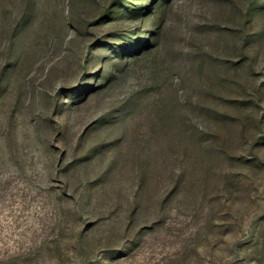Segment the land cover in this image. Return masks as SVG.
<instances>
[{"label":"rangeland","instance_id":"obj_1","mask_svg":"<svg viewBox=\"0 0 264 264\" xmlns=\"http://www.w3.org/2000/svg\"><path fill=\"white\" fill-rule=\"evenodd\" d=\"M250 1L0 0V264H264Z\"/></svg>","mask_w":264,"mask_h":264},{"label":"trees","instance_id":"obj_2","mask_svg":"<svg viewBox=\"0 0 264 264\" xmlns=\"http://www.w3.org/2000/svg\"><path fill=\"white\" fill-rule=\"evenodd\" d=\"M255 10H259L260 12L264 11V0H251L247 4V10L245 14V27L243 30H241L239 35V41H238V48L239 50L245 54V56L248 57L249 62H251L253 65H255V62L258 60V55H260L263 51L264 47V29L261 33L253 32L250 21L252 17V12ZM263 37L262 42L260 45L256 46V44L251 47V44L253 41H255L257 38ZM256 46V48H255ZM230 49V47H228ZM260 48V50H258ZM256 49V51H255ZM261 66L264 69V59L260 61ZM9 62L7 64H4L0 66V98H4L5 92L7 90V87L9 85H12L13 83V73L15 71V67L13 65L8 66ZM9 71V72H8ZM263 77H264V70H263ZM261 86H264V82L261 84ZM264 95V92H263ZM264 139V136H260L254 141V145L259 144L260 142L258 139L261 138ZM183 172V171H182Z\"/></svg>","mask_w":264,"mask_h":264}]
</instances>
